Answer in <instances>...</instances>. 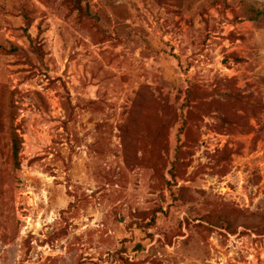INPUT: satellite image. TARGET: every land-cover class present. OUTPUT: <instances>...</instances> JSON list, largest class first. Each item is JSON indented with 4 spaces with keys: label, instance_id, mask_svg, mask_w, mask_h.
Here are the masks:
<instances>
[{
    "label": "rangeland",
    "instance_id": "obj_1",
    "mask_svg": "<svg viewBox=\"0 0 264 264\" xmlns=\"http://www.w3.org/2000/svg\"><path fill=\"white\" fill-rule=\"evenodd\" d=\"M77 1L0 0V264H264V0Z\"/></svg>",
    "mask_w": 264,
    "mask_h": 264
},
{
    "label": "trees",
    "instance_id": "obj_2",
    "mask_svg": "<svg viewBox=\"0 0 264 264\" xmlns=\"http://www.w3.org/2000/svg\"><path fill=\"white\" fill-rule=\"evenodd\" d=\"M73 2H74V3H75V2H77V4H78L79 8H80V9H83V7H82V5H81V2H80V1L78 2L77 0H76V1H75V0H73ZM187 94L189 95V94H190V92H189V91H187ZM183 105H184V103H183ZM18 151H19V150H18V147H17V146L13 148V154H14V157H15L16 159H17V154H18Z\"/></svg>",
    "mask_w": 264,
    "mask_h": 264
}]
</instances>
